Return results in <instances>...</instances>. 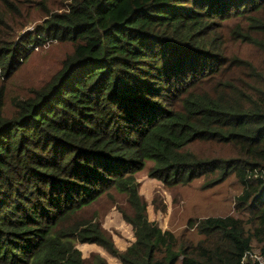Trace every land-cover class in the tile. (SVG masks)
Returning a JSON list of instances; mask_svg holds the SVG:
<instances>
[{"label": "trees", "instance_id": "obj_1", "mask_svg": "<svg viewBox=\"0 0 264 264\" xmlns=\"http://www.w3.org/2000/svg\"><path fill=\"white\" fill-rule=\"evenodd\" d=\"M3 2L10 27L28 17ZM33 2L44 20L0 41V69L16 72L32 44L67 52L21 95L0 78V264H111L76 241L120 264H264V0ZM143 168L166 184L233 175L237 213L162 228L138 189ZM113 192L133 233L123 249L81 218Z\"/></svg>", "mask_w": 264, "mask_h": 264}, {"label": "rangeland", "instance_id": "obj_2", "mask_svg": "<svg viewBox=\"0 0 264 264\" xmlns=\"http://www.w3.org/2000/svg\"><path fill=\"white\" fill-rule=\"evenodd\" d=\"M11 1L18 9L28 6L29 14L22 23L10 27L8 21L16 11L10 10L3 0H0V41L4 40L5 44L17 43L33 34L36 26L44 20L41 14L33 13V0ZM32 46L34 51L28 58L19 61L20 67L16 72H4L0 69V78L5 80L10 94L21 95L42 83L52 71L59 67L61 59L67 52L66 45L55 41L47 42L40 47L34 44ZM243 50L248 51V48ZM13 65H16V62ZM14 100L10 99L9 110H13ZM136 179L139 192L147 202L148 217L155 219L162 228L180 231L186 226V221L191 216L237 213L234 209V196L240 191V186L233 175L211 185H203L202 177L185 183L166 184L161 179L151 176L147 168H143L136 172ZM124 205H126V197H122L120 193L103 194L87 208L93 211L94 215L85 214L81 218L84 221H98L106 234H112L117 247L123 249L133 238L130 225L122 218L118 210ZM187 235L192 236L193 230ZM76 245L81 249L83 256L98 251L111 264H120L115 255L109 253L97 242L76 241Z\"/></svg>", "mask_w": 264, "mask_h": 264}, {"label": "built area", "instance_id": "obj_3", "mask_svg": "<svg viewBox=\"0 0 264 264\" xmlns=\"http://www.w3.org/2000/svg\"><path fill=\"white\" fill-rule=\"evenodd\" d=\"M252 254H253V253L250 252V256H251ZM253 255L256 256V257H259V256H257L256 254H253ZM243 260H244V256H243L242 262H243Z\"/></svg>", "mask_w": 264, "mask_h": 264}]
</instances>
